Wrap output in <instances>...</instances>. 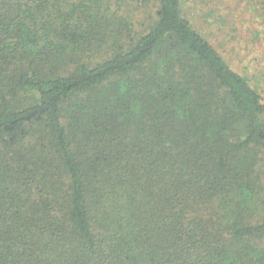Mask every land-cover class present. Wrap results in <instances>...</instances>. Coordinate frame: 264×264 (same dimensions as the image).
Returning <instances> with one entry per match:
<instances>
[{"label":"trees","instance_id":"obj_1","mask_svg":"<svg viewBox=\"0 0 264 264\" xmlns=\"http://www.w3.org/2000/svg\"><path fill=\"white\" fill-rule=\"evenodd\" d=\"M189 4L0 0V264H264V0Z\"/></svg>","mask_w":264,"mask_h":264},{"label":"rangeland","instance_id":"obj_2","mask_svg":"<svg viewBox=\"0 0 264 264\" xmlns=\"http://www.w3.org/2000/svg\"><path fill=\"white\" fill-rule=\"evenodd\" d=\"M259 7H262V4L259 5ZM205 11V0H190V4L187 6V15L195 24V26L204 36L208 37L210 41L217 44L218 40L215 36V33H213L216 29L215 27H210L208 25V22L205 18ZM256 28L262 29L263 31L262 38L258 41L257 45V53L262 57L259 56L256 60V74L257 77L264 82V56L262 55L264 54V13H260V16L256 17ZM262 243H264V239Z\"/></svg>","mask_w":264,"mask_h":264}]
</instances>
